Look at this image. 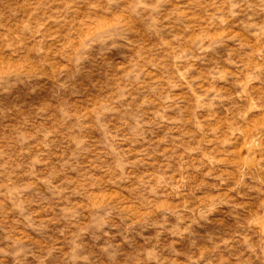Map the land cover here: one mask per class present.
<instances>
[{"label": "rangeland", "instance_id": "1", "mask_svg": "<svg viewBox=\"0 0 264 264\" xmlns=\"http://www.w3.org/2000/svg\"><path fill=\"white\" fill-rule=\"evenodd\" d=\"M0 264H264V0H0Z\"/></svg>", "mask_w": 264, "mask_h": 264}]
</instances>
